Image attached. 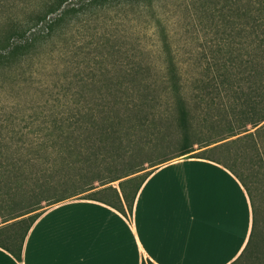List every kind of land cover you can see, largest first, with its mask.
<instances>
[{"label": "trees", "instance_id": "1", "mask_svg": "<svg viewBox=\"0 0 264 264\" xmlns=\"http://www.w3.org/2000/svg\"><path fill=\"white\" fill-rule=\"evenodd\" d=\"M30 1L32 0H26L25 4L20 5L18 0H9L6 12L0 15V95L3 90L8 88L12 90L13 87L12 103L7 107L2 105L9 108L7 110L9 116L5 117L3 122L0 118V154L5 155L3 160L0 159V173L3 176L4 172H7L5 169L8 166L7 160L4 159L9 158V151L17 144L19 146L15 148L13 157L18 152L21 154L20 168L23 171L25 166L35 164L45 157V154L62 156L63 166L55 172V180L39 184L43 192L50 187H59L67 193L78 189L91 190L85 197L103 200L128 214L125 199L129 211L132 212L138 191L151 170L143 175L131 176L138 170L123 175L113 174L101 183L103 186L94 185L96 180H103L102 178L86 181L83 171L75 175L70 171H64V169H71L73 162L83 161L80 157L83 151L76 149L77 146L83 145L82 143L91 141L90 128L95 122L98 123L96 127L101 135L100 143L94 144L97 147V154L103 150L102 140L109 141V144H104V147L112 145L117 151L118 145L122 144L125 137L121 132L124 126L122 121L131 120V117L122 118L124 115H122V108L118 107L119 102L112 101L117 97L108 99L107 92H104L101 86L104 77L106 82L112 83L109 89L125 86V90L132 89L135 92L134 95L139 93L144 100L157 98L154 94L156 88L153 86H156L159 79L166 85L167 94L177 106L179 113L183 135L179 143L178 155L187 154L196 149L195 145L199 141L193 139L195 131L190 124V116H192L189 107L190 98L187 96L181 71L183 63L181 64V59L178 58L179 44H175L178 28L183 29L181 36L184 39L189 31L196 32V36H199V32L207 28L218 30L225 40L218 45L217 53L228 56L231 61L232 57L237 58L239 63L242 62L241 65L247 67V70L248 64L241 57L245 53L251 54L253 69L251 75L264 81V0ZM91 44H96L98 48L90 50L91 47L87 48V46ZM146 50L148 53L154 51L165 54L160 77L155 76L153 72L150 73L152 60H145V57H150L153 53L146 56ZM125 57L129 58L127 66L124 64ZM98 58L102 59L97 60ZM107 59L112 66L100 74L94 61L104 63ZM82 61H84L83 64ZM60 63H63V68L69 69L57 78V82L61 81V83H56L54 88L50 81L39 80L37 86L42 93L41 99L31 104L24 101L22 104L20 98L23 92L25 94L29 91L28 89H33L34 75L43 69L46 72L49 65ZM246 67L240 72L246 71ZM121 73L127 77L116 78ZM244 78L246 77H242L241 80ZM262 101L264 102V93ZM124 104L130 110H136L133 106H129L128 102ZM259 104L257 103L256 107H261ZM135 105L138 110L141 109L137 106L138 104ZM1 109L0 107V111ZM23 119H27L28 130L21 132L23 140L19 144L15 139H8V133L11 131L10 137L13 138L18 132L16 129L18 121ZM263 120L264 106L260 116L250 120L249 123L257 126ZM248 130L231 131L227 137L207 143L205 145L207 147L192 155L226 164L240 178L251 197L254 214L253 230L245 250L234 261L235 264H250L244 260L248 253L250 256H257L254 249V235L258 224V208L252 186L247 178L236 170L234 164L216 156V153L227 151L230 154L231 148L243 145V152H235L233 157L235 162L242 161L240 155H243L248 147H253L263 160L261 143L256 132ZM234 135L237 136L224 140ZM129 139L130 145L137 141L134 136H130ZM74 151H76L74 155L78 157L77 159L72 160L66 156ZM19 159L15 162H19ZM114 159L116 160L117 156ZM55 160L58 159L55 157L53 161ZM18 167L19 165L16 164L15 168L18 169ZM16 172L17 170L14 175ZM31 175L26 177L31 178ZM125 176L129 177L120 180L121 191L116 186L104 185ZM129 184H134L131 192L127 188ZM12 190L16 191L15 185L12 186ZM108 191H111L115 200L97 196L101 192ZM35 194L32 193V195ZM65 198L67 196L60 197L55 202ZM36 209L37 207H32L15 216ZM39 214L40 212H36L23 218V220L30 219L26 227L27 231ZM25 236L26 232L20 240L18 250H13L18 258L22 257ZM257 260L260 261L259 264H264L263 259ZM142 264L156 263L144 260Z\"/></svg>", "mask_w": 264, "mask_h": 264}, {"label": "rangeland", "instance_id": "2", "mask_svg": "<svg viewBox=\"0 0 264 264\" xmlns=\"http://www.w3.org/2000/svg\"><path fill=\"white\" fill-rule=\"evenodd\" d=\"M34 1L36 0L30 2ZM18 2L20 5H23L26 0H18ZM8 3L9 0H0V15L6 12ZM182 31L183 29L181 28L177 29L175 44H179L178 58L181 59V64L183 63L181 71L184 77L187 96L190 98L189 107L192 112L190 124L192 128H194L193 131H195L193 132V139L199 141V143L195 145L196 149L187 154L178 155L179 143L183 135L179 113L177 106H175L167 94L166 85L161 83L159 79L156 82V86H153V88H156L155 92L151 89L157 98L144 100L140 97L139 93L134 95L135 92H133L132 89L129 91H127V89L125 90V86L116 87L113 90L109 89L112 83L106 82L104 77L101 86L105 90L104 92H107L106 95L108 99L117 97L116 100L113 99L112 101L119 102L118 107L122 108V115H124L122 118L127 116L131 117V120L125 119L122 121L124 126L121 132L125 137L121 142L122 144L118 145L119 148L117 151L112 145L104 147V144L108 145L109 141L107 139L102 140L101 144L103 150L97 154V147L94 144L100 143L99 138L101 135L96 127L98 123L95 122L90 128V133L92 135L90 138L91 141L82 143L83 145L77 146L76 149L77 151L78 149L83 151L82 156H80L83 158V161L73 162V167L67 170L64 169V171H70V173L74 175L83 171L86 181L102 178L103 180H96L94 182V185H101L102 182L113 174L123 175L127 172L138 170V172L131 174V176L135 174L143 175L148 170L164 162L165 159L172 160L192 156L194 152L207 147L205 146L207 143L222 137H227L231 131H241L244 129L256 132V136L261 143V150L264 157V120L257 126H253V124L249 123L250 120L260 116L264 106V102L262 101L264 81L259 77H252L251 75L253 70L251 68L252 55L245 53L243 57H241V59L246 60L248 64L247 70V67L241 65L242 62L239 63L237 58L232 57L231 61L228 56L221 55L219 52L217 53L218 45L225 40L223 34L218 30L207 28L201 30L199 36H196V32L189 31L185 39L181 36ZM90 47V50L98 48L96 44L87 46V48ZM84 49L86 50V48ZM145 52L146 56L153 53L150 57H145V60H152L150 64V73L153 72L155 76L160 77L162 74L161 66L164 65L163 57L165 54L156 53L154 51L148 53L147 50ZM100 59L102 58H98L97 60ZM124 61L125 66L129 65V58L125 57ZM83 63L84 61H82V64ZM94 64L97 66V69H99L98 71L100 74H102L104 70H107L108 67L112 66L108 59L105 60L104 63L94 61ZM63 67V63L59 65H49L46 72L43 71V69L36 73L34 75L35 83L33 89H28L29 91L25 94L23 92V96L20 98L22 104H24V101L27 104H31L41 99L42 93L39 90L40 87L37 86L39 80L50 81V84L54 85V88H56V83H61V81L57 82V78L69 70ZM244 67H246V71L244 70L243 73H241L240 70ZM123 68L126 69L124 66ZM126 77L121 73V75L116 78L124 79ZM242 77L246 78L241 80ZM198 79L200 81H198ZM198 84L200 85L198 86ZM12 91L13 87L12 90L11 88L3 90L0 95V107L2 108L0 111V118L2 122L5 117L9 116V112H7L9 108L6 107L10 106L12 103ZM10 98L11 100H9ZM197 101H199V103H197ZM124 102H128L129 106H133L136 110H130V108L126 107V104L123 105ZM256 102L258 104L260 103L259 105L261 107H256ZM135 104H138L137 106H140L141 109L138 110ZM2 105H6V107ZM246 109L247 112H245ZM26 122L27 119L18 121L16 128L18 132L14 135L15 137L13 136L12 138L10 137L11 131H9L8 139H15L21 144L23 140V134H21V132H26L28 130ZM130 136H134V138L137 139L133 145L128 143L130 142ZM236 136L237 135L230 136L224 140ZM17 146L19 145L17 144L15 147H12L9 151V158L4 159L7 160L6 165L8 166L5 165L7 172H4L3 176L2 173H0V223L8 221V228L10 231L7 233L6 237L7 240L13 243H18L21 240L30 220H23L21 218L40 212L60 197H85L91 192V190L81 191V189H78L71 193H67L66 190L59 187H50L43 192L39 184L55 180V172L60 170L63 166L62 156L58 157L55 154H45V157H42L40 161L33 165L25 166L23 171L20 168L21 161L19 158L21 154L18 152L13 157V152ZM230 151V154L227 151H220L216 153V156L222 157L223 160H226V162L232 165L234 164L236 170L243 174L252 186L255 195V203L258 208V224L254 235V249L256 250L257 256L253 257L248 253L244 260L250 264H259L260 261L257 259L264 260V159H260L253 147H248L243 155H240V160L242 161L235 162L233 158L235 152H243V145L234 146ZM75 153L76 151L69 152L66 156L75 160L78 158L74 155ZM116 156L117 159L115 160L114 157ZM4 157V154H0L1 160H3L2 158ZM55 157L58 160L53 161ZM18 159L19 162H15ZM15 163L19 165L18 169L15 168ZM16 170L17 172L14 175ZM30 174H32L31 178H27L26 176L30 177ZM129 176L110 181L104 185L116 186L121 191L120 180ZM13 185H15L16 191L12 190ZM133 186L134 184H129L127 186L130 192L133 191ZM32 193L36 194L32 195ZM97 196L110 197L115 200L111 191L105 193L101 192L97 194ZM124 203L129 213L130 211L125 199ZM32 207H37V209L26 214L15 216Z\"/></svg>", "mask_w": 264, "mask_h": 264}, {"label": "crops", "instance_id": "3", "mask_svg": "<svg viewBox=\"0 0 264 264\" xmlns=\"http://www.w3.org/2000/svg\"><path fill=\"white\" fill-rule=\"evenodd\" d=\"M253 220L251 197L226 164L181 157L151 169L128 215L89 197L48 205L25 229L21 258L0 223V264H235Z\"/></svg>", "mask_w": 264, "mask_h": 264}]
</instances>
